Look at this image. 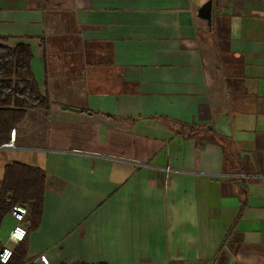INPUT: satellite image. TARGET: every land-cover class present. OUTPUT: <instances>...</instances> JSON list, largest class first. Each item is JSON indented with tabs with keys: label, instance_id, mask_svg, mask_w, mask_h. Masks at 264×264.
Listing matches in <instances>:
<instances>
[{
	"label": "crops",
	"instance_id": "obj_1",
	"mask_svg": "<svg viewBox=\"0 0 264 264\" xmlns=\"http://www.w3.org/2000/svg\"><path fill=\"white\" fill-rule=\"evenodd\" d=\"M206 1L0 0L51 101L0 145L46 175L22 264H264V0Z\"/></svg>",
	"mask_w": 264,
	"mask_h": 264
},
{
	"label": "trees",
	"instance_id": "obj_2",
	"mask_svg": "<svg viewBox=\"0 0 264 264\" xmlns=\"http://www.w3.org/2000/svg\"><path fill=\"white\" fill-rule=\"evenodd\" d=\"M5 39V36H0V145L8 140L11 129L24 117L27 109L40 108L49 112L51 106L49 97L41 94L33 75L31 46L27 43L8 45L3 42ZM45 177V172L39 167L17 161L5 165L0 181V224L12 205L30 202L29 229L36 228L42 211ZM26 253L25 238L16 245L12 257L5 264H22ZM215 264H226V256L221 249Z\"/></svg>",
	"mask_w": 264,
	"mask_h": 264
},
{
	"label": "built area",
	"instance_id": "obj_3",
	"mask_svg": "<svg viewBox=\"0 0 264 264\" xmlns=\"http://www.w3.org/2000/svg\"><path fill=\"white\" fill-rule=\"evenodd\" d=\"M14 135L12 138L4 143L5 146L14 145ZM165 170L169 172L171 169L166 167ZM236 177H246L245 173L237 172L234 174ZM9 214L14 218V226L10 230L7 238V242L3 243L0 248V264L7 263L13 255V250L7 244L19 243L23 241L28 235V230L31 225L30 209L27 203H16L12 205ZM35 261H40L43 264H48V259L45 254H39L35 258Z\"/></svg>",
	"mask_w": 264,
	"mask_h": 264
},
{
	"label": "water",
	"instance_id": "obj_4",
	"mask_svg": "<svg viewBox=\"0 0 264 264\" xmlns=\"http://www.w3.org/2000/svg\"><path fill=\"white\" fill-rule=\"evenodd\" d=\"M212 10V0L206 1L198 10V16L210 22Z\"/></svg>",
	"mask_w": 264,
	"mask_h": 264
}]
</instances>
